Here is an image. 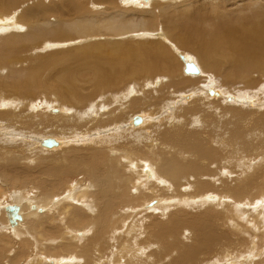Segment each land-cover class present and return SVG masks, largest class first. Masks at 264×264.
Wrapping results in <instances>:
<instances>
[{
  "label": "bare ground",
  "instance_id": "1",
  "mask_svg": "<svg viewBox=\"0 0 264 264\" xmlns=\"http://www.w3.org/2000/svg\"><path fill=\"white\" fill-rule=\"evenodd\" d=\"M169 1L0 0V183L57 203L0 201V235L35 223L0 264H264L248 234L264 230V158L246 161L264 149V0ZM171 90L174 115L150 124ZM23 134L38 143L16 146ZM130 161L143 166L132 184ZM66 177L92 183L69 188L88 205L55 198ZM129 182L142 196L125 197ZM175 203L179 215L151 216Z\"/></svg>",
  "mask_w": 264,
  "mask_h": 264
},
{
  "label": "rangeland",
  "instance_id": "2",
  "mask_svg": "<svg viewBox=\"0 0 264 264\" xmlns=\"http://www.w3.org/2000/svg\"><path fill=\"white\" fill-rule=\"evenodd\" d=\"M150 1V0H149ZM161 1V0H160ZM171 1H174V0H171ZM171 1H169V2H171ZM161 3H168V1L167 2H161ZM152 4V3H151ZM151 4H149V5H146V6H150ZM88 38V37H87ZM85 38V40L84 39H81L82 40V43H81V41L80 42H78V43H76V46H80V45H85V44H87V42L90 40V38ZM125 39H127L126 37H124V38H121L120 40H125ZM88 40V41H87ZM83 41H84V43H83ZM92 41V40H91ZM105 41V40H104ZM89 43V42H88ZM89 44H92V42H90ZM69 47V46H68ZM74 47H75V44H74ZM57 48H59V47H57ZM43 50H35V51H33V53H35V54H38L39 52H40V54H44L45 52H47V50H45V52H42ZM182 51V50H181ZM184 51H186V50H184ZM183 52V51H182ZM182 52H180L179 51V53H182ZM173 53V52H172ZM179 53H178V55H179ZM173 55L175 56V60H176V56H177V54H175V53H173ZM177 59H179L178 58V56H177ZM50 68H52L53 69V65H50L49 66ZM52 80H54V79H52ZM190 81H193V79L192 80H190ZM122 88V87H121ZM121 91L123 90V89H120ZM120 90H118V91H120ZM189 90H191V89H189ZM45 91V95L46 96H49V95H51L52 94V91H47V90H42V89H37L35 92H31L30 91V95H33L34 94V98H41L42 97V92H44ZM192 91V90H191ZM190 91V92H191ZM4 92V90H3V88L2 87H0V94L2 95V93ZM175 91H173V90H171L168 94H166V97H164V99L163 98H160V99H158V100H160V101H158V103H160L161 102V100L163 101V102H161V104H160V106H159V108H161V110L159 109V112L161 113V115H159V112H157V113H155V112H153L152 114L151 113H149V111H146V114H148L149 116H147L149 119L147 120V121H149L150 120V124H156L157 125V123L158 122H161L162 120H163V118H170L172 115H174L173 113H174V110H175V96H173V97H171L170 95H175V93H174ZM179 93L180 92H182V94L184 93H186V94H188L189 93V91L187 90V92H186V90L185 91H178ZM192 93V92H191ZM185 94V95H186ZM162 95V94H161ZM158 97V96H157ZM170 97V98H169ZM209 97H210V95H209ZM167 98H169V99H167ZM174 98V99H173ZM105 99L106 98H104V99H100V98H93L90 102L92 103V102H95V104H101L102 103V105H104V106H107L108 104H106L105 103ZM165 99H167V100H165ZM155 100H157V99H154V101L152 100L151 101V104L149 103V106L148 107H150V106H153V102L154 103H156V105L155 106H157V101H155ZM128 100H126L125 101V103L127 102ZM177 101H179V99H177ZM250 101L251 102H253V101H256V98L255 99H250ZM261 101H264V98L263 99H261ZM228 102V101H227ZM169 104L171 105V107L173 106V109L172 108H168V109H166V107H168L169 106ZM99 106V105H98ZM155 106H153L154 108H155ZM157 106V107H158ZM163 106V107H162ZM68 107H70V105H67V104H64L63 105V108H65L66 110H67V108ZM142 107H145V105H143ZM154 108H152V110H154ZM164 110H163V109ZM166 111V112H165ZM40 112V111H39ZM40 114L41 115H44L43 113H41L40 112ZM152 115V116H151ZM155 116H157V117H155ZM152 117H154V119H152ZM160 117V118H159ZM29 135H31V134H29ZM65 135L66 134H63V136L65 137ZM19 137H18V139H17V141H16V143L17 144H15L16 146H19L20 145V147L22 146V147H24V146H26L25 148H26V150L28 149V150H30L31 149V147H28V145L30 146V145H32V144H35V143H38V141H35L33 138L32 139H28V138H25V134H23V135H18ZM24 136V137H23ZM26 137H28V136H26ZM45 137H46V135H45ZM48 137H51V136H48ZM64 137H62V140L64 139ZM68 138H69V136H67ZM67 137H65L66 139H68ZM21 138V139H20ZM47 138V137H46ZM23 139V141H21ZM24 139H27L28 141H26V140H24ZM56 139V138H55ZM34 140V141H33ZM23 142V143H22ZM28 142H29V144H28ZM35 142V143H34ZM32 143V144H31ZM50 147H51V145L48 147V146H46V145H44V148H46V149H50ZM37 149L39 148V147H36ZM259 152H261V151H259ZM255 153V154H253V155H256L255 157H251L250 158V161H249V159H246V161L248 162V163H250L251 161H256L255 162V164H258V163H260L259 161H257L258 159H260V157L263 159L264 158V149L262 150V152H261V154L260 153ZM260 154V155H259ZM259 155V156H258ZM29 159H31V157L29 158ZM262 159H261V163H262ZM129 163V167H132L131 169L133 170L132 172H133V175L134 176H136V177H133V181L131 182V184L132 183H135V182H137L138 181V178H141L142 176H141V174H142V171H141V169H143V166H141V165H137L136 164V161H130V162H127V163H125V166L127 165ZM234 165V164H233ZM138 166V167H137ZM126 168V170L128 169L127 167H125ZM230 170H231V168H229ZM135 170V171H134ZM139 171V173H137ZM232 171V170H231ZM252 172H254V171H252ZM138 176V177H137ZM74 178V179H73ZM73 178H68V177H66V178H63V180H62V187H60V189L59 188H53V193H54V195H56L55 196V198H65V196L66 195H70V192H71V197H72V200H69L70 202L71 201H74V202H76V203H78V204H81V203H85L86 205H88L89 204V201H84V200H82V201H80V200H78V199H75V197H74V195L73 194H75V193H73V191L75 192V189H77L78 188V191H80V189H84L85 191L87 190V191H90V190H92L91 188V186H90V184L92 185V183H90L89 181H87L86 182V180H84V181H82V183H81V180H80V183H77L78 181V178H76V177H73ZM135 178V179H134ZM235 178V176H233L232 177V179H234ZM66 179H68V180H70V181H68V180H66ZM137 179V180H136ZM75 180V181H74ZM74 181V182H73ZM77 181V182H76ZM66 182H67V184L68 185H70V186H72L74 183V185L75 186H72V187H69L67 184H66ZM69 182V183H68ZM4 184H5V182H3ZM85 185H84V184ZM66 184V185H65ZM81 184V185H80ZM89 184V185H88ZM130 184V182H129V184L128 185H130V187H126L127 188V191L125 192L126 193V195H125V197L127 196V197H130V198H134L135 199V196H142L141 194H142V192H140L141 190H144L145 188H143V187H140V190H138V188L137 187H133V185H131ZM8 185V184H7ZM29 185L30 184H28V187H27V185L26 186H23V187H19L18 189H17V187H11L12 189H10V187L9 186H11V184L8 186V190H9V192L7 191V189H4L5 188V186H2V184L0 183V186H1V188H3V192L1 191V189H0V196H1V200L0 201H3L4 203H9L10 204V201L11 202H18V200H16V201H13L14 199H12L13 197L10 195V193H18L20 190V192H19V194H18V197L22 200H24L25 198H26V196H27V198H30V201L33 199V197H34V199L32 200L33 202H41L42 203V207H46L47 208V210H50L49 209V207H52V209H51V211H54V210H57V208L55 207H53L54 205H56L57 203L56 202H53V205H52V203H51V201L50 200H52V199H49V196H47L46 198H44L43 196H39V194L40 195H43V193H41L39 190H37L38 192H39V194H38V192L37 191H34V187H29ZM65 187H64V186ZM79 185V186H78ZM84 185V186H83ZM138 186H141V185H139V184H137ZM51 186L52 187H58L57 185H54V184H51ZM66 186H68V187H66ZM76 186H77V188H76ZM90 186V187H89ZM132 186V187H131ZM264 186V184L262 185V187ZM7 187V186H6ZM74 187V188H73ZM80 187V188H79ZM83 187V188H82ZM15 188V189H14ZM69 188H71V190H73V191H70V189ZM137 188V189H136ZM14 189V190H13ZM28 189H30V190H28ZM56 191H55V190ZM132 189L133 190H135L134 192H132ZM16 190H19V191H16ZM64 190V191H63ZM211 191H212V193H213V195H214V197H216L217 195H215L217 192L216 191H213V190H215L213 187H211V189H210ZM6 191V192H5ZM34 191V194H36V196H33L34 194L32 193V192ZM57 191H60L61 193V195L59 194V192H57ZM62 191H63V193H65V194H62ZM66 191V192H65ZM68 191V192H67ZM70 191V192H69ZM137 191H138V193H137ZM4 192H5V195H3L4 194ZM76 192H77V190H76ZM215 192V193H214ZM68 193V194H67ZM73 193V194H72ZM207 193V192H206ZM206 193L205 194H201L202 196H204V195H206ZM27 194V195H26ZM38 194V195H37ZM132 194V195H131ZM218 194V193H217ZM20 195H22V196H20ZM23 195H24V197H23ZM26 195V196H25ZM85 195V194H84ZM156 195H158V194H156ZM29 196V197H28ZM32 198H31V197ZM52 196V195H51ZM5 197H7V198H5ZM9 197V198H8ZM12 197V198H11ZM23 197V198H22ZM53 197V196H52ZM4 198V199H3ZM27 198L25 199V200H27ZM38 199V201L36 200V199ZM86 198H87V196H86ZM152 198V197H151ZM147 199V200H145V202H148V203H150V202H152V199ZM177 198H178V196H176L175 197V200L177 201ZM8 199V201H6ZM54 199V198H53ZM164 199V198H163ZM21 200H19V201H21ZM22 200V201H23ZM29 200V199H28ZM49 201V202H48ZM40 202H39V205L41 206V204H40ZM244 203V202H243ZM242 202L241 203H239V205H242L243 204ZM177 203H175V205H167L166 206V208L168 209L167 210V212H166V210L164 211L163 209L165 208H157V212H154L153 213V215H151V216H153L154 218H159V217H162L163 216V218H165V216H168L169 214H171V215H169V216H175V215H179L180 214V212H178V211H180V209H182L183 207H178L177 205H176ZM144 204H138L137 206H135L134 208H132L133 210H136L137 211V209H139V208H142L141 206H143ZM246 205H248V204H246ZM255 205H257V203L255 204ZM177 207V208H176ZM191 207V206H190ZM227 207V206H226ZM54 208V209H53ZM192 208H194V207H192ZM211 208H213V207H211ZM221 209H223L224 208V206H223V208L222 207H220ZM219 208V209H220ZM200 209H196V208H194V209H190L189 211H190V213H194V215L195 214H198L200 211H199ZM203 210V209H202ZM218 211H221V210H218ZM174 213V214H173ZM179 213V214H178ZM31 214V213H30ZM132 214L133 213H130V215H128V213H127V215L129 216H127L128 218H127V220L130 218V217H132ZM134 217V216H133ZM30 218V219H29ZM27 219H29L28 220V226H26V228H25V230H23V231H21V232H19V233H17L15 236H18V238L20 239H10L9 237H8V233H6V231H5V233L3 232L2 233V235H0V239L2 238L3 239V243H1L0 245V247H1V250H5V251H3L4 252V256L2 255V257L4 258L5 257V255H6V251H9L6 247H8V244H10V242L11 241H24V243H23V245L24 244H26V242H30V240L32 239L31 237L32 236H34V232H32V229H30V227L32 226V225H34L35 223H34V220H33V214L32 215H30ZM132 219H134V218H132ZM153 219V218H152ZM127 220H125V221H123V222H127ZM33 222V223H32ZM134 223H135V221H134ZM119 226V228H121V225L119 224L118 225ZM28 227H29V229H30V231L28 230ZM139 225H137V223H135L134 224V227H132L131 229L133 230V233L134 232H138V230H139ZM247 229L249 228V227H246ZM251 229V230H250ZM114 230H116V228H114ZM257 231L256 233H255V235H254V232L255 231ZM263 229H261V228H253V227H250L249 229H248V234L250 235V233H252L251 235H254V238H255V236H257V237H261V238H263L264 239V230L262 231ZM27 231V232H26ZM76 232L78 231V230H75ZM74 231V233H76ZM1 232V231H0ZM111 234H113V231H109ZM261 232V233H260ZM28 233V234H27ZM258 233V234H257ZM261 235H260V234ZM19 234V235H18ZM135 234V233H134ZM20 235H21V237H20ZM27 236L26 238H25V236ZM29 236V237H28ZM48 236V235H47ZM179 236V235H178ZM263 236V237H262ZM245 237H248V236H245ZM22 238V239H21ZM53 238L55 239V237H50V240H53ZM109 238H111V236L109 237ZM178 238L179 237H177V235H175V239H177L178 240ZM260 238V239H261ZM1 239V240H2ZM48 239H49V237H48ZM105 239V238H104ZM263 239H262V241H263ZM260 241V240H259ZM261 243V242H260ZM259 243V246L261 247V246H263L262 244H263V242L260 244ZM18 244V243H17ZM26 245H29V244H26ZM49 246H51V244H49ZM10 248L12 249L13 248V246H10ZM132 248V247H131ZM55 250V249H54ZM55 251H58L57 249L55 250ZM10 252L11 251H9L8 252V255H10L11 256V254H10ZM12 252H14V251H12ZM44 254V257L46 258V259H48L49 257H51L52 255L51 254H49L47 251L46 252H44L43 253ZM7 255V256H8ZM54 256H55V254H54ZM0 257H1V252H0ZM9 257V256H8ZM20 258L23 260V258H24V256H20ZM7 260H8V258H6ZM20 259V260H21ZM20 260H18L17 258H15L14 259V263H16V264H19V262H21ZM13 263V264H14Z\"/></svg>",
  "mask_w": 264,
  "mask_h": 264
},
{
  "label": "water",
  "instance_id": "3",
  "mask_svg": "<svg viewBox=\"0 0 264 264\" xmlns=\"http://www.w3.org/2000/svg\"><path fill=\"white\" fill-rule=\"evenodd\" d=\"M188 71L189 72H194V67L193 66H189L188 67ZM45 145L49 147L51 145V143L48 142ZM8 213H9L10 220H14V218L16 216V213H17V208L16 207H9L8 208Z\"/></svg>",
  "mask_w": 264,
  "mask_h": 264
}]
</instances>
